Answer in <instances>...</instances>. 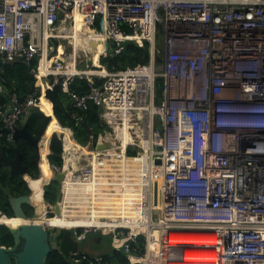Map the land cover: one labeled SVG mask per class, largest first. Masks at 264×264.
<instances>
[{
  "label": "built area",
  "instance_id": "obj_1",
  "mask_svg": "<svg viewBox=\"0 0 264 264\" xmlns=\"http://www.w3.org/2000/svg\"><path fill=\"white\" fill-rule=\"evenodd\" d=\"M76 25L105 39L102 55L146 42L149 60L113 71L98 65L97 75L64 53L48 65ZM14 59H36V80L62 85L74 126L83 124L80 111L89 103L104 126L84 145L71 127L54 133L61 166L49 163L48 148L52 175L42 199L46 217H66L72 226H49L52 232L74 230L76 241L89 231L110 235L127 264H264V0H0V68ZM74 79L86 80L89 91L69 90ZM40 94L20 99L0 81L8 100L0 106V145L1 137L13 142ZM55 172H63L58 215L44 199ZM70 260L106 264L80 251Z\"/></svg>",
  "mask_w": 264,
  "mask_h": 264
},
{
  "label": "trees",
  "instance_id": "obj_2",
  "mask_svg": "<svg viewBox=\"0 0 264 264\" xmlns=\"http://www.w3.org/2000/svg\"><path fill=\"white\" fill-rule=\"evenodd\" d=\"M55 44L57 43L55 42ZM55 58H57V60H55ZM60 58L62 57L59 51L58 53L52 54L51 59L49 60L50 64L59 62L61 60ZM98 59L97 62H99L101 66H105L110 71L121 70L127 67H134L136 65L145 64L149 60V45L146 42H144L143 45H139L135 42H127L125 43L124 50L120 54L112 55L111 50H109L105 55H101V57H99ZM36 62L37 61L35 59L29 65H27L26 63H7L3 65L0 68V81L4 91L7 93H15L20 99H23L26 95L31 93H36V96H39L40 92L38 89V81L33 76V74H31V69L36 66ZM80 69L94 70L95 68L89 67ZM93 80L95 84L101 83L100 79L98 78H93ZM69 90L76 91L77 93L84 95L89 91L88 83L86 82V80L74 79V81L69 85ZM155 95L157 101H160L162 98L161 79H157L155 82ZM7 102V98L3 95H0V106L7 104ZM57 104L58 107L55 111V116L57 119V124L60 127V131L55 132H63L68 134V131L65 128H62L60 124L65 127H71L74 130L76 140L84 145L88 140V132L83 125L84 123L87 128L91 130L94 136H97L103 131L104 126L99 119V108L96 105L89 103L86 110L80 111L81 115L83 116L84 122L80 126H74L73 120L71 118L74 109L72 108L70 99L65 91H63L57 97ZM23 123H27L28 131L30 132V134L36 136L38 130H40L43 126V115L40 112L36 111L35 108H33L30 111L27 119ZM23 123L20 122L19 126L21 127ZM55 132L51 134L52 137L50 136L49 139H47V145L49 144L50 150L48 161L51 165L61 166V160L58 158V155L61 154L62 151L61 142L54 134ZM3 133V124L0 119V135H2ZM43 137L41 140H43ZM1 140L2 143L0 145V152L3 154V156L8 160H12L16 156V150H18L21 154V163L23 166H25L27 175L34 179L38 178V154L35 148L30 146L26 141L22 139H18L16 140V142L12 143H6L3 137H1ZM55 190L56 184L54 182H51L48 186L45 187L44 199L47 203L53 204L55 202ZM29 194V189L23 178L18 174L11 175L9 172V168L0 161V211L9 219V222L12 225H15L17 223V220L14 219L15 217L14 210L11 204V198ZM22 209L27 217H30L34 211L33 208L28 204H23ZM45 224H47L48 226H67L59 218L46 217ZM0 240L2 245L6 247H12L14 245V238L8 232L5 226L0 227ZM67 242L68 244L66 245ZM58 245L60 247V251H51L47 256L46 264H70V253L79 251V245L77 241L73 240V234L66 230H63L61 232V235L58 237ZM20 248L21 245L18 246V250ZM111 256H115L118 259L119 264L128 263L123 255L115 252H113L112 255H103L104 262H108ZM136 261H139V259Z\"/></svg>",
  "mask_w": 264,
  "mask_h": 264
},
{
  "label": "water",
  "instance_id": "obj_3",
  "mask_svg": "<svg viewBox=\"0 0 264 264\" xmlns=\"http://www.w3.org/2000/svg\"><path fill=\"white\" fill-rule=\"evenodd\" d=\"M21 63L24 62L19 59H14L8 62V64H21ZM0 74H1V70H0ZM62 92H63V87L61 84H55L51 87L45 88L44 97L49 101L51 115H47L39 105L35 106V110L43 115L42 128L38 130L36 136H33L28 131L27 123H23L21 127L15 128L13 135V142H16V140L18 139H22L26 141L30 146L34 147L35 150L37 151V154L39 153V145H40L39 143L42 137L44 136V134L46 133L51 123L52 117L56 118L55 111L58 107L57 97ZM83 125L88 132V136L91 135L92 134L91 130L87 128L85 123ZM60 126L62 125L60 124ZM98 149H102V147L98 146ZM58 158L59 159L61 158V154L58 155ZM0 161L3 162L9 168V172L11 175L13 174L20 175L23 178V180L26 182V185H27V181L25 178L26 177L32 178L29 175H27L26 168L21 163V154L18 150H16V156L12 160L6 159L3 156V154L0 152ZM39 175H40V168H39ZM62 179H63V172L54 173L52 182L56 184V190H55L56 198L53 205L55 207L54 212L56 214L59 213V208L56 204V201L59 200L61 195ZM29 193L31 194L30 189H29ZM30 194L11 198V204L14 210V217H20L28 221H32L37 217L36 211H33L30 217H27L22 209L23 204H28L33 208L32 203L30 201ZM5 227L7 228L8 232L13 236L14 245L12 247H6L2 245L0 240V264H46L47 256L51 251H60V247L58 245V237L61 235V232L63 231L61 229H55L53 232H50L51 229L49 226L43 227L42 225L35 224L33 222L20 225L17 228H11L8 226ZM81 243L82 240H79L78 244ZM19 245H21V248L18 250ZM106 264H119V261L115 256H111L109 261L106 262Z\"/></svg>",
  "mask_w": 264,
  "mask_h": 264
},
{
  "label": "bare ground",
  "instance_id": "obj_4",
  "mask_svg": "<svg viewBox=\"0 0 264 264\" xmlns=\"http://www.w3.org/2000/svg\"><path fill=\"white\" fill-rule=\"evenodd\" d=\"M75 31H76L75 37L73 38V40H70V43L73 44V47H74V51L71 53L70 59L73 62H75V58H77V56H78L77 55L78 51H83V52L87 53V56L92 55V57H94V59L96 61V65H93V66H97L98 65L97 59L104 53V51L106 49L105 39L99 35H96L90 29L85 28V27H80L78 25H76ZM57 49L61 55H62V53H64L63 48L61 46H59ZM44 62H45V60H43L41 66H40V69H39V72L41 75H46V70L44 68ZM47 64L49 65L50 61H48ZM73 71H78V70L73 69ZM85 72H86V74H90V75H97L98 74L95 69L94 70H85ZM37 81H38V86L42 87L41 94L39 97V106L47 115H51V109H50L49 101L44 97V90L46 88V85L40 78ZM54 120H56V118L52 117L51 123ZM66 147H67V145H66ZM77 150H79V147H77ZM80 150H82V152L85 153L87 149L82 148ZM48 152L49 151H48L47 142L45 140H43L39 145V154L42 156V160H41V163L39 166L40 175L38 178H35V179L29 178V177L25 178L28 181L30 188L32 189L31 194H30V201L36 208L37 217L35 219H33L32 221H28V220L22 219L20 217H15L17 219L18 223H17V225H12L9 222V219L1 213L3 215L0 218L1 223L5 224L6 226L11 227V228H17L18 226L27 224L29 222H33L35 224H40V225L45 224L46 213H45V203L42 199V185L44 183H47L50 180L51 175H52L50 170L48 169L47 163L44 161V156L46 154H48ZM86 154H88V153L86 152ZM121 154H123V153H121ZM117 160H118L117 156L115 154H112L110 159H109L111 168L114 167V164H116ZM69 164H70V160H69ZM72 164L74 166V161H72ZM135 164H137V163H135ZM73 168L75 169L76 167L74 166ZM67 199H68V197L65 196L64 202H66ZM75 204L77 206L81 207V200H79V198H77L75 200ZM74 212H75V210H72L71 215H72V213L74 214ZM62 213L65 216V211H62ZM62 220L72 222V221H69L70 219H67L66 217L62 218ZM157 240H158L159 244H164L166 242V238L162 235L158 236ZM139 261H141V260L139 259ZM141 262L144 263L145 261H141ZM150 264H158V263L155 260H152Z\"/></svg>",
  "mask_w": 264,
  "mask_h": 264
},
{
  "label": "rangeland",
  "instance_id": "obj_5",
  "mask_svg": "<svg viewBox=\"0 0 264 264\" xmlns=\"http://www.w3.org/2000/svg\"><path fill=\"white\" fill-rule=\"evenodd\" d=\"M60 43H61V46L63 48V52L65 54V56L63 58L66 60H69L70 55L72 53V48L70 46V42L67 39H62V40H60ZM157 44L160 48H162L163 39H161V38L158 39ZM77 55L78 56H77L76 62H75V63H77V68L84 69V68H89V67H92L93 65H96V61H95L94 57H92V55L87 56V53H82V51H78ZM98 65H100L99 62H98ZM97 66H93V68H95V67L98 68ZM46 82H50V78H48V80H46ZM55 131H60V127L57 124V120H54L49 125L46 133L44 134L43 140H45L47 142V139H49L51 134ZM43 140H41V142ZM34 211H36V208H34ZM62 222L66 223L68 227L72 226L71 222L63 221V220H62ZM104 231H106V230H104ZM50 232H52V231H50ZM69 232H71L73 234L74 230H71ZM81 250L86 251L87 253H90V255L91 254L112 255L113 250H114V245L112 244V238L110 235H104L100 232L89 231L87 233V236L85 237L84 243L81 244ZM69 262H70V264H73V262L71 260Z\"/></svg>",
  "mask_w": 264,
  "mask_h": 264
},
{
  "label": "crops",
  "instance_id": "obj_6",
  "mask_svg": "<svg viewBox=\"0 0 264 264\" xmlns=\"http://www.w3.org/2000/svg\"><path fill=\"white\" fill-rule=\"evenodd\" d=\"M86 236H87V235H86ZM84 241H85V239L82 240V243H81V244H83ZM81 244H78V245H79L78 250L87 253L86 251L81 250ZM88 254H90V253H88ZM98 255H102V256H103V255H106V254H98Z\"/></svg>",
  "mask_w": 264,
  "mask_h": 264
},
{
  "label": "flooded vegetation",
  "instance_id": "obj_7",
  "mask_svg": "<svg viewBox=\"0 0 264 264\" xmlns=\"http://www.w3.org/2000/svg\"><path fill=\"white\" fill-rule=\"evenodd\" d=\"M15 220H17L16 218H14ZM18 223V222H17ZM17 223L15 224V225H17ZM66 224V223H65ZM47 225V224H46ZM67 225V224H66ZM48 226V225H47ZM73 240H75V238H74V236H73ZM60 241H61V239H60ZM76 241V240H75ZM59 243H61V242H59ZM77 243H78V241H77ZM68 244V242L66 243V245Z\"/></svg>",
  "mask_w": 264,
  "mask_h": 264
},
{
  "label": "clouds",
  "instance_id": "obj_8",
  "mask_svg": "<svg viewBox=\"0 0 264 264\" xmlns=\"http://www.w3.org/2000/svg\"><path fill=\"white\" fill-rule=\"evenodd\" d=\"M49 148V147H48Z\"/></svg>",
  "mask_w": 264,
  "mask_h": 264
}]
</instances>
